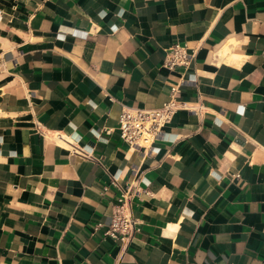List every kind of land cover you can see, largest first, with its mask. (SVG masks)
<instances>
[{
  "label": "crops",
  "instance_id": "crops-1",
  "mask_svg": "<svg viewBox=\"0 0 264 264\" xmlns=\"http://www.w3.org/2000/svg\"><path fill=\"white\" fill-rule=\"evenodd\" d=\"M173 88L130 147L122 111ZM0 264H264V0H0Z\"/></svg>",
  "mask_w": 264,
  "mask_h": 264
},
{
  "label": "built area",
  "instance_id": "built-area-1",
  "mask_svg": "<svg viewBox=\"0 0 264 264\" xmlns=\"http://www.w3.org/2000/svg\"><path fill=\"white\" fill-rule=\"evenodd\" d=\"M195 57V51H190L186 46L176 45L168 53L165 65L169 69L188 67ZM177 92L178 89L173 88L170 101L158 109H124L118 125L120 137L130 147L153 149V144L162 139L164 128L180 108L176 102ZM107 190L105 187L104 191ZM144 193L147 192L140 189L135 182L121 189L118 204L113 207L111 222L104 232L105 237L119 240L125 245L130 244L138 231V219L133 212V202Z\"/></svg>",
  "mask_w": 264,
  "mask_h": 264
}]
</instances>
